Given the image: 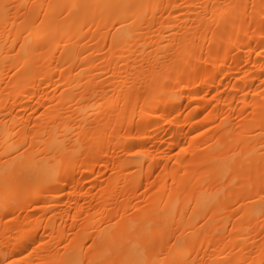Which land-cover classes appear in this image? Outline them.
<instances>
[{"label":"bare ground","instance_id":"obj_1","mask_svg":"<svg viewBox=\"0 0 264 264\" xmlns=\"http://www.w3.org/2000/svg\"><path fill=\"white\" fill-rule=\"evenodd\" d=\"M5 2L28 7L0 19V264H110L154 223L259 261L261 0Z\"/></svg>","mask_w":264,"mask_h":264},{"label":"snow or ice","instance_id":"obj_2","mask_svg":"<svg viewBox=\"0 0 264 264\" xmlns=\"http://www.w3.org/2000/svg\"><path fill=\"white\" fill-rule=\"evenodd\" d=\"M27 5H16L5 2V0H0V19L3 20L5 26L8 22L14 23L13 13L18 12L20 8H26ZM34 8L36 6H33ZM51 7V5L49 6ZM65 10H68L70 6L61 5ZM71 7H77L72 5ZM88 7V6H85ZM105 8H111L116 12V18L112 21L113 24L121 23V9H131L135 6L133 5H105ZM237 7V6H233ZM247 10L248 5H241ZM252 9L255 11L259 7L261 19L264 20V0H261L259 6L256 4L251 5ZM47 13L44 16L47 17ZM134 15V13H133ZM39 18V17H38ZM123 19L132 20V16H123ZM44 20H40V24H43ZM118 29L117 31H120ZM27 149H25V152ZM23 155V154H21ZM262 185L261 193H264V172L261 174ZM16 179H9L7 176L5 178V197L7 198L9 190L16 183ZM241 199H244L241 197ZM262 204H264V195L259 197ZM243 207L240 208V214H243ZM240 218V215L237 216ZM115 225H119L120 221L116 220ZM206 223V222H205ZM204 224L200 225L203 229ZM154 229V230H153ZM183 233L180 235L166 234L160 230L159 224L154 223L149 229H144L141 225H137L134 229L128 230L127 228L122 229L119 233L117 239L119 243L117 244V251L119 259L112 260L110 264H205V261L200 256L201 251H206L203 247V241L199 239L198 236H194L191 239L183 238ZM211 243V242H209ZM96 241L93 240L91 244L88 245L90 250H94ZM199 245V247H198ZM67 250V246H65ZM35 251V249H33ZM149 253H155L156 259H150ZM259 261L254 258H235L231 253L225 249V255L219 260H214L212 264H264V244L261 246V251L259 253ZM12 264H23V261L12 262ZM66 264H84L80 259H70L66 261ZM88 264H99V262L89 261Z\"/></svg>","mask_w":264,"mask_h":264}]
</instances>
